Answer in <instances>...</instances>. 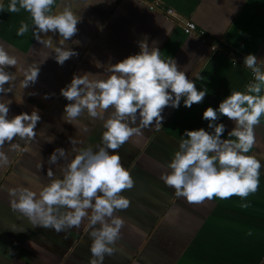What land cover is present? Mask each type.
<instances>
[{
	"label": "crops",
	"instance_id": "crops-1",
	"mask_svg": "<svg viewBox=\"0 0 264 264\" xmlns=\"http://www.w3.org/2000/svg\"><path fill=\"white\" fill-rule=\"evenodd\" d=\"M159 1L179 20L203 29L208 41L186 35L162 12L151 11L136 0H87V7L84 0H67L73 13L82 17L77 33L65 45L73 47L77 55L62 65L51 57L39 65L49 50L32 39L31 31L16 35L21 21L31 24V19L24 10L7 12L8 0H4L5 6L0 8V45L16 56V68L39 65L34 84L17 89L19 75L11 82L12 92L22 96L23 103L9 105V116L36 108L41 119L30 151L4 148L9 161L0 167V264H89L88 233L92 228L86 222L82 220L79 228L60 233L32 227L10 208L15 198L12 190L27 187L35 191L47 182L45 168H52L58 176L57 166L48 164L47 157L61 147L71 158L74 153L69 137L80 140V147L99 143L102 121L90 120L82 113L66 122L63 106L67 101L59 95V89L74 73L100 71L93 61L103 64L110 59L115 63L135 54L139 50L137 42L145 35L150 45L156 42L161 58H174L189 79H194V71L200 72L205 79L195 81V86L206 87L208 93L190 108L165 107L162 127L142 130V135H133L117 150L134 183L121 193L129 205L115 210L123 224L119 239L111 245L115 251L105 255L102 264H264V160L256 191L244 198L249 202L246 208L240 206L241 198L237 196L188 203L159 179L167 172L165 165L183 131L206 127L200 118L203 109L215 108L229 92L243 91L251 81L242 57L251 52L258 63L264 62V0ZM64 2L52 7L59 11ZM58 38L53 36V44ZM71 40L79 43L71 45ZM234 58L238 62L233 63ZM7 70L14 72L15 68L9 66ZM109 110L110 106L105 116ZM221 122L226 131L232 127L226 118L222 117ZM253 128L256 143L248 154H257L259 159L264 153V117ZM50 137L53 139L48 142ZM40 162L42 167L38 168ZM66 162L58 158L57 165Z\"/></svg>",
	"mask_w": 264,
	"mask_h": 264
},
{
	"label": "clouds",
	"instance_id": "clouds-1",
	"mask_svg": "<svg viewBox=\"0 0 264 264\" xmlns=\"http://www.w3.org/2000/svg\"><path fill=\"white\" fill-rule=\"evenodd\" d=\"M84 2L89 6L87 0ZM60 3L61 0L7 2V12L24 10L31 19V24L21 21L16 35L31 31L32 39L49 50L39 65L49 57L62 65L77 55L73 47L65 45L77 33L76 26L82 17L73 13L67 0L59 11L52 7ZM4 6V0H0V8ZM53 36L59 37L55 44ZM78 43L71 40V45ZM137 45L138 52L115 63L110 59L103 64L93 61V66L100 71L74 73L59 89V95L67 101L63 106L66 122L82 113L90 120L102 121L99 143L94 147H80V140L69 137L70 151L74 153L71 158L61 147L53 149L47 157L48 164L57 166L58 176L52 168H45L47 182L35 191L27 187L12 190L15 198L10 201V208L32 227L60 233L79 228L82 220L86 222L92 228L88 233L91 238L89 264H102L104 256L115 251L111 245L119 239L123 224L115 210L129 205L121 193L131 188L134 181L130 171L121 164L117 150L133 135H142V130L162 127L165 107L190 108L201 103L208 93L206 87L195 86V81L205 79L200 72L194 71V79H189L186 72L179 70L174 58H161L155 41L150 45L145 35ZM232 62L236 63L235 59ZM17 63L16 56L0 45V167L9 161L5 146L8 151H30L29 144L41 119L36 108L9 116V105L23 103L22 96L12 92L11 82L19 75L16 87L23 90L35 83L39 73V65L18 69ZM241 63L251 72L252 80L243 91L229 92L215 108L203 109L200 118L206 127L183 131L165 165L167 172L159 177L165 186L173 189L176 197H183L188 203L237 196L241 198L240 206L246 208L249 202L244 198L259 185L264 153L259 154V159L257 154L248 153L256 143L253 126L264 117V62L258 63L257 56L249 52ZM9 66L15 71H8ZM8 93H12L11 98L7 97ZM222 117L232 124L227 131ZM58 158L67 162L57 165ZM37 167L41 168L42 163Z\"/></svg>",
	"mask_w": 264,
	"mask_h": 264
},
{
	"label": "built area",
	"instance_id": "built-area-1",
	"mask_svg": "<svg viewBox=\"0 0 264 264\" xmlns=\"http://www.w3.org/2000/svg\"><path fill=\"white\" fill-rule=\"evenodd\" d=\"M136 1L140 4H144L147 7V9L151 11L158 10L162 12L165 15V18L167 20L177 23L182 28L183 32L186 35H195L204 42L208 41L206 33L203 29L197 27L192 22H189V21L185 22V21L179 20L177 16L173 13V11L170 9L164 8L159 0H136ZM212 49L215 51L216 47L212 46ZM235 61L238 62V59H235ZM249 73H250V80H252L251 72L249 71Z\"/></svg>",
	"mask_w": 264,
	"mask_h": 264
}]
</instances>
